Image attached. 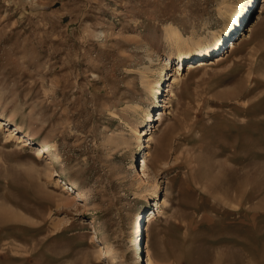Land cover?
I'll use <instances>...</instances> for the list:
<instances>
[{"label":"rangeland","instance_id":"1","mask_svg":"<svg viewBox=\"0 0 264 264\" xmlns=\"http://www.w3.org/2000/svg\"><path fill=\"white\" fill-rule=\"evenodd\" d=\"M246 1L0 0V117L32 138L0 128V264H264V0L227 21Z\"/></svg>","mask_w":264,"mask_h":264},{"label":"bare ground","instance_id":"2","mask_svg":"<svg viewBox=\"0 0 264 264\" xmlns=\"http://www.w3.org/2000/svg\"><path fill=\"white\" fill-rule=\"evenodd\" d=\"M254 2H253V0H247L245 2V4H243L240 8H238V9H230L228 11L227 21L230 24V26H232V28H231V32L232 33L236 32L239 29V27L242 26V23L245 21L247 8L249 7V4H253ZM253 26H254L253 23H251L248 26H246L245 27L246 30H244L245 29L244 28L242 30L241 34H239L238 38L235 41H231L228 44L230 48L228 50H226V53H231V52L235 51L237 46H239L241 43H243L249 37V34L252 31ZM172 33H174V36H172V38H173V40L176 43V47L175 48L179 52L180 55H181V53H180L181 51L180 50L182 48H184V47H187L188 50H190L189 52L193 51V49H194L193 46L194 47L196 46L195 44L189 46L188 44H186L187 42L185 40H183L180 43L178 41V40L181 39L180 35L175 30ZM223 43H224V39H221L218 36H213L211 44L203 52L197 53V55H199L197 58L204 57V56L207 57V55L209 53H215L217 48H218V46H222ZM189 52L185 56H180L179 57L180 59L178 60V62L175 65L176 68H174L173 71L177 72L178 75H182V73H179L180 72L179 70L183 71L185 69L183 61H187V60L191 59L192 53L189 54ZM192 59H194V58H192ZM206 63L208 64V61H205V60L202 59V60H198L193 65H195L197 67H202L203 65H206ZM163 65H165V67L171 65L170 57H166L164 59V64ZM187 65H188V68H194L190 64H187ZM163 70H164V68H163ZM175 82H176L175 76L170 73V75L166 79L167 87L166 88H162V86H160V88L157 91L158 94L161 93V95H162L163 92H165V91L168 93L170 90L167 89V88L172 87V85ZM157 83H159V82H157ZM158 85H160V83ZM156 100H157V102H160V101H158V99H156ZM161 101H163V100H161ZM157 112H159V114H158V116L156 118H154L155 115L152 116L151 114H149L146 117V120H147L146 124L148 125L147 127H143L141 130L133 129V133L134 134H136L137 136L140 135V137H143V139H144V140L141 141L142 143H140V146H139V152H142L143 156L147 155V151L146 150L150 148L149 143L152 142V140H153L152 133H153V129L155 128V122H158V121L162 120L163 112L160 111V110H158ZM2 127L5 128L6 131L9 132V136L10 137L16 138L17 140L20 141V143H24L25 145L31 143L32 138L28 134H25L22 131L21 126L12 125L8 120L3 119V118L0 117V128H2ZM140 132H142V134H140ZM145 138H146V140H145ZM35 148H36L37 157H44L45 154L49 151V147L48 146L36 145ZM140 165H143L141 167L142 172L139 170V163L137 165V171L141 172V176L144 177V180L149 182V175L147 173V162H146L144 157L141 159ZM162 204H163V201H161V198L157 196L156 201H154V205L152 206L150 211L147 213V215H145V217H144V224H141L139 222V220H137V222L135 223V226L133 227V234H134V237H135V243H134V246H133V250L134 251L140 252V250H141L143 252V248L141 246V239H139V238H140V236H143V231H146V230H148L151 227L152 221L157 216H159V214L161 212ZM141 263L142 264L143 263H145V264H153L151 259H148L147 257H146V259H143V257H141Z\"/></svg>","mask_w":264,"mask_h":264},{"label":"built area","instance_id":"3","mask_svg":"<svg viewBox=\"0 0 264 264\" xmlns=\"http://www.w3.org/2000/svg\"><path fill=\"white\" fill-rule=\"evenodd\" d=\"M140 161V163H141V160H139ZM143 165H140V167L139 168H141ZM142 171V170H141Z\"/></svg>","mask_w":264,"mask_h":264}]
</instances>
